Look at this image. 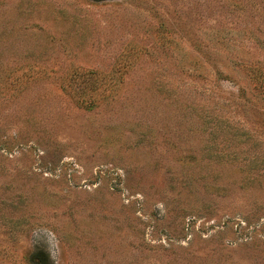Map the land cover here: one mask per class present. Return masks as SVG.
I'll use <instances>...</instances> for the list:
<instances>
[{
  "label": "rangeland",
  "instance_id": "374dc122",
  "mask_svg": "<svg viewBox=\"0 0 264 264\" xmlns=\"http://www.w3.org/2000/svg\"><path fill=\"white\" fill-rule=\"evenodd\" d=\"M0 264H264V0H0Z\"/></svg>",
  "mask_w": 264,
  "mask_h": 264
}]
</instances>
